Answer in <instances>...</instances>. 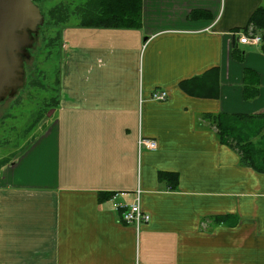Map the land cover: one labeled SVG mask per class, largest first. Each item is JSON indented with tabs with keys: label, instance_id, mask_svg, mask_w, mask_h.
<instances>
[{
	"label": "crops",
	"instance_id": "crops-1",
	"mask_svg": "<svg viewBox=\"0 0 264 264\" xmlns=\"http://www.w3.org/2000/svg\"><path fill=\"white\" fill-rule=\"evenodd\" d=\"M263 2L142 0L139 29L64 34L56 121L0 172V264H264V174L210 123L264 114L262 44L236 32ZM137 188L138 232L113 209Z\"/></svg>",
	"mask_w": 264,
	"mask_h": 264
},
{
	"label": "rangeland",
	"instance_id": "rangeland-1",
	"mask_svg": "<svg viewBox=\"0 0 264 264\" xmlns=\"http://www.w3.org/2000/svg\"><path fill=\"white\" fill-rule=\"evenodd\" d=\"M88 1H34L43 13L44 21L33 37L30 58L24 63L23 86L14 97L0 103V172L56 121L63 36L70 30L82 28L75 11ZM56 8L59 13L67 11L64 24L56 25L50 19V12ZM241 35L259 36L261 44H264V32L254 33L249 28Z\"/></svg>",
	"mask_w": 264,
	"mask_h": 264
},
{
	"label": "trees",
	"instance_id": "trees-1",
	"mask_svg": "<svg viewBox=\"0 0 264 264\" xmlns=\"http://www.w3.org/2000/svg\"><path fill=\"white\" fill-rule=\"evenodd\" d=\"M75 12L79 17V26L85 29L136 30L142 24V0H89ZM41 14L43 15L42 12ZM64 16H67V11L59 13L57 8L49 15L56 25L66 22ZM249 28L254 33L264 32V2L250 17L247 26L236 32L245 34ZM261 49L264 52V44ZM250 74L254 75L253 82L247 80ZM245 76L243 98L252 100L258 95V77L248 70L245 71ZM210 118L218 141L238 154L240 164L264 174V114L220 113ZM159 178L167 181L170 189H177L175 174L162 173Z\"/></svg>",
	"mask_w": 264,
	"mask_h": 264
},
{
	"label": "water",
	"instance_id": "water-1",
	"mask_svg": "<svg viewBox=\"0 0 264 264\" xmlns=\"http://www.w3.org/2000/svg\"><path fill=\"white\" fill-rule=\"evenodd\" d=\"M43 21L33 0H0V103L23 86L24 59Z\"/></svg>",
	"mask_w": 264,
	"mask_h": 264
},
{
	"label": "built area",
	"instance_id": "built-area-1",
	"mask_svg": "<svg viewBox=\"0 0 264 264\" xmlns=\"http://www.w3.org/2000/svg\"><path fill=\"white\" fill-rule=\"evenodd\" d=\"M238 43L241 45L258 46L261 44V38L259 36L248 37L246 35H240ZM168 99V94L164 90H154L150 94L151 101L154 102H165ZM138 147L145 148L146 150L154 151L156 149V143L152 140H138ZM141 193L142 191L137 188L134 191V199L128 205L114 204V211L119 213L120 222L126 226L133 227L136 232L143 226L149 223L150 216L142 209L141 206ZM115 197L111 199L114 201Z\"/></svg>",
	"mask_w": 264,
	"mask_h": 264
},
{
	"label": "flooded vegetation",
	"instance_id": "flooded-vegetation-1",
	"mask_svg": "<svg viewBox=\"0 0 264 264\" xmlns=\"http://www.w3.org/2000/svg\"><path fill=\"white\" fill-rule=\"evenodd\" d=\"M30 49H31V48H30ZM30 49H29V50H30ZM29 58H30V57H29ZM29 58H27V59H29ZM27 59H24V63H25V61H26ZM24 63H23V69H24ZM24 75H25V71H24ZM13 97H14V96H13ZM6 99H7V98H6ZM6 99H5V100H6ZM2 102H3V101H2Z\"/></svg>",
	"mask_w": 264,
	"mask_h": 264
}]
</instances>
